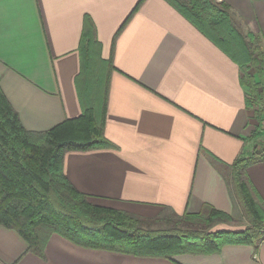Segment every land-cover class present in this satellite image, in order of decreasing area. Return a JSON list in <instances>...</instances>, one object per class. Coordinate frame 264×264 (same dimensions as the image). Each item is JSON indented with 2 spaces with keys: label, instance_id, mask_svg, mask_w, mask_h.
<instances>
[{
  "label": "crops",
  "instance_id": "obj_1",
  "mask_svg": "<svg viewBox=\"0 0 264 264\" xmlns=\"http://www.w3.org/2000/svg\"><path fill=\"white\" fill-rule=\"evenodd\" d=\"M264 39V0H218ZM0 0V87L24 128L42 133L82 114L76 77L88 20L112 58L105 135L109 149L64 155L69 182L100 207L145 219L213 207L244 232L230 187L251 154L258 122L240 67L166 0ZM264 206V160L244 172ZM0 264H264V242L211 255L140 258L78 246L52 234L43 256L0 225Z\"/></svg>",
  "mask_w": 264,
  "mask_h": 264
},
{
  "label": "trees",
  "instance_id": "obj_2",
  "mask_svg": "<svg viewBox=\"0 0 264 264\" xmlns=\"http://www.w3.org/2000/svg\"><path fill=\"white\" fill-rule=\"evenodd\" d=\"M145 0H140L134 13ZM204 36L226 53L241 69L243 84H253L258 74L264 99V39L246 38L236 29L230 7L215 0H166ZM82 58L76 77L80 117L66 120L53 129L27 131L0 87V225L17 231L29 250L43 256L52 234L90 249L127 254L140 258L172 260L182 254L211 255L226 245L264 242V210L254 201L244 172L264 160L256 145L251 154L232 165L230 187L250 223L244 232H205L232 217L213 207L200 214L145 219L121 210L92 204L79 192L63 171L64 155L112 148L105 135L107 101L113 60L102 58V46L93 25L87 20L80 44ZM258 93L249 94L247 108H254ZM165 223L155 229L152 224ZM204 224V229L199 227Z\"/></svg>",
  "mask_w": 264,
  "mask_h": 264
},
{
  "label": "rangeland",
  "instance_id": "obj_3",
  "mask_svg": "<svg viewBox=\"0 0 264 264\" xmlns=\"http://www.w3.org/2000/svg\"><path fill=\"white\" fill-rule=\"evenodd\" d=\"M216 2L220 3L218 0H215ZM231 14L233 16V19H234V22H235V26H236V29L238 30V32L243 35L246 40L250 39L251 37H255V38H261V34L257 31V30H254L250 25L244 23L242 20L238 19V17H236L234 15V13L231 11ZM244 75V74H243ZM253 78V84L250 86H247L248 88V93L252 95L253 92H257L259 97H258V100L255 101L253 99V97L250 98L251 102L254 103V108H252V112H253V115H254V120H256L258 122V125H257V128H256V131H255V139L256 141L260 142L258 144H260V151L264 150V99L260 97V95L262 93H259L260 90L263 89V86L261 85L260 81H259V77H258V74L257 73H254V76L252 77ZM252 192V191H251ZM253 194V199L255 201V203L263 210H264V206L262 205V203H260V200H258V198L254 195V193L252 192ZM107 208V207H105ZM112 209V208H111ZM244 213V212H243ZM200 214V213H199ZM161 216H165V217H168V216H171L170 212L166 211V212H163V214H161L160 216L156 217V218H151V219H158L159 217ZM244 220L242 221H245L243 224L239 223L237 224V226H240V227H244V225L246 226H250V223L248 222L245 214H244ZM231 225L230 223H216L214 226L212 227H209V228H206L204 229V224H200L199 227H201L202 229L205 230V232H208V233H212V232H226L225 230H222V229H225V228H230ZM152 227L155 228V229H165L167 228V225L163 222L161 223H155V224H152Z\"/></svg>",
  "mask_w": 264,
  "mask_h": 264
}]
</instances>
